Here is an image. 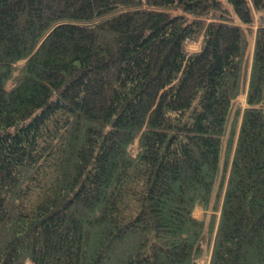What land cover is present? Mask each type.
I'll return each mask as SVG.
<instances>
[{"label": "trees", "instance_id": "16d2710c", "mask_svg": "<svg viewBox=\"0 0 264 264\" xmlns=\"http://www.w3.org/2000/svg\"><path fill=\"white\" fill-rule=\"evenodd\" d=\"M0 264H264V0H0Z\"/></svg>", "mask_w": 264, "mask_h": 264}, {"label": "rangeland", "instance_id": "374dc122", "mask_svg": "<svg viewBox=\"0 0 264 264\" xmlns=\"http://www.w3.org/2000/svg\"><path fill=\"white\" fill-rule=\"evenodd\" d=\"M251 44L249 47V51H248V55L251 56L252 52H253V40H250ZM199 48V44L198 43H192L189 45V49L191 51H195ZM12 85V84H10ZM245 99H246V95H242L239 97L238 99V103L244 105L245 104ZM196 217L198 218H203L204 215V211L202 208L197 209V211L195 212ZM202 262H205V259L202 260Z\"/></svg>", "mask_w": 264, "mask_h": 264}, {"label": "bare ground", "instance_id": "6f19581e", "mask_svg": "<svg viewBox=\"0 0 264 264\" xmlns=\"http://www.w3.org/2000/svg\"><path fill=\"white\" fill-rule=\"evenodd\" d=\"M246 100V99H245Z\"/></svg>", "mask_w": 264, "mask_h": 264}]
</instances>
